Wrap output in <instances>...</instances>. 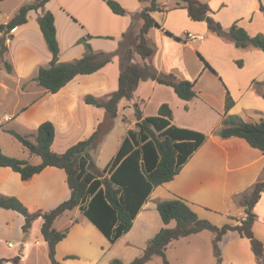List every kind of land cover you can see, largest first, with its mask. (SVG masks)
<instances>
[{"label":"crops","instance_id":"0c3cea01","mask_svg":"<svg viewBox=\"0 0 264 264\" xmlns=\"http://www.w3.org/2000/svg\"><path fill=\"white\" fill-rule=\"evenodd\" d=\"M32 1L0 0V23H7L24 4ZM116 1L129 12L127 15L113 12L107 0H49L43 9L29 11L28 20L16 26L6 40L8 49L0 65L2 74L5 71L0 78L3 93L0 97V124H10L9 129L19 132L13 126L17 125L25 129V133L29 131V135H34L41 123L51 121L55 126L52 150L58 153L93 134L104 120L106 110L87 103L85 97L106 98L118 89L120 56L116 51L121 44L123 49L134 46L143 22L138 13L151 3V0ZM199 1L210 6V17L226 29L237 22L251 35L264 34V12L259 0ZM261 1L264 5V0ZM158 2L166 10L151 13L159 23L148 32V43L154 53L146 60L135 53L133 61L146 62L159 72L195 81L197 96L184 100L172 86L153 79L140 81L134 99H123L119 104V116L115 121L120 118L125 128L113 156L128 129L135 127V102L140 103L144 116L156 115L159 107L167 103L173 111L175 125L203 132L207 138L174 179L154 188L132 228L116 242H110L78 207L60 215L54 226L58 230L69 228L67 236L56 246V257L63 264H100L102 260L111 262L114 258L131 262L142 254L149 240L162 227L176 224L175 220L168 225L163 222L157 209L161 200L182 197L200 218L217 225L231 222L232 217L242 218L245 206L241 198L258 179L264 178V153L260 149L251 146L244 138H224L217 133L226 112L228 91L234 100L230 114L239 115L247 122L264 119V51L255 47H238L234 41L217 35L208 27L209 18L193 20L177 0ZM47 10L55 17L60 61L81 58L86 48L79 40L87 35H91L88 42L94 51L114 54L104 67L94 73L78 74L56 93L48 92L35 80L39 68L49 66L52 59L39 24V16ZM5 62L12 65L11 72L6 69ZM206 62L214 70L207 67ZM124 116L128 122L123 120ZM96 151L99 147L91 152L94 159L93 152ZM0 193L15 195L31 207L44 210L58 206L71 196L66 171L53 166L46 167L28 182L10 167H0ZM254 211L257 216L253 230L264 243V193ZM0 217L6 227L16 221L20 231L14 251L0 249V259H5L2 263H9L15 257L19 258V264H35L42 256L49 258L48 244L41 234V218L25 235L22 214L0 208ZM208 231L172 241L166 249V256L170 248L177 249L178 245L189 246L192 250L193 241ZM205 236V247H213L214 234L211 232ZM219 246L223 264H264L253 252L250 240L237 231L224 234ZM111 251L112 255L109 254Z\"/></svg>","mask_w":264,"mask_h":264},{"label":"trees","instance_id":"16d2710c","mask_svg":"<svg viewBox=\"0 0 264 264\" xmlns=\"http://www.w3.org/2000/svg\"><path fill=\"white\" fill-rule=\"evenodd\" d=\"M49 0H33L24 4L15 16L7 23H0V54L7 51L6 40L11 31L28 20L31 10L43 9ZM260 8L264 12L261 0ZM178 5L185 7L189 16L196 21L209 18L208 27L217 35L232 40L241 48L255 47L264 51V34L251 35L237 22L226 29L219 21L210 17L211 8L199 0H177ZM113 12L127 15L129 12L116 0H107ZM166 10L158 0H151L138 16L142 25L135 36L133 47L123 49L121 44L116 54L120 56L119 87L106 98L87 95L85 101L106 110L104 120L97 126L87 139L71 145L64 152L52 150L55 139V126L51 121H44L33 135H22L14 129H4L14 135L30 153L39 156L41 162L34 164L28 160L5 154L0 149V167H10L18 172L24 182L41 173L46 167L53 166L66 171L67 182L71 190L69 199L58 206L44 210L34 208L15 195L0 193V208L14 210L24 216L22 230L25 235L30 233L34 222L41 218V234L48 244L50 264H63L56 257L57 244L67 236L69 228L58 230L55 220L68 210L78 207L84 215L110 240L116 242L133 226L134 220L148 200L155 187L171 181L180 172L192 154L203 144L207 134L179 127L173 123V111L167 103H163L156 115L144 116L140 103L135 102V127L127 131L120 148L107 165L100 169L91 152L99 147L104 135L112 128L114 120L119 116V104L123 99L133 100L135 91L142 80L153 79L159 83L172 86L176 94L184 100H192L197 96L195 81L178 78L173 73L159 72L148 63L140 64L133 61L135 53L146 60L154 53V48L148 43V32L159 23L152 16L153 11ZM39 24L48 49L52 53L49 66H41L35 77L37 83L48 92L56 93L78 74H90L98 71L112 60L113 53L94 51L88 39L91 35L82 37L85 54L68 62L60 61V45L57 38L54 14L47 10L39 16ZM9 35V36H8ZM242 65L241 61H238ZM206 66L213 67L206 62ZM8 72L12 65L5 62ZM264 97V92H263ZM234 100L228 91L226 97V112L217 133L224 137H240L260 149L264 153V119L259 122H247L239 115L230 114ZM128 122L126 116L123 117ZM264 193V178L258 179L251 190L241 198L245 206L242 218L232 217V221L217 225L210 220L200 218L189 203L182 197L161 200L157 209L163 222L172 227H162L148 242L140 256L126 263L120 258H114L111 264H146L154 257L161 256L169 264L166 256L168 245L182 237L204 230L214 234L213 250L217 264H223L219 242L228 231H237L250 240L252 250L261 263H264V243L254 233L253 224L256 220L254 211L256 203ZM18 257H16L17 259ZM5 259L1 258L0 263Z\"/></svg>","mask_w":264,"mask_h":264},{"label":"rangeland","instance_id":"374dc122","mask_svg":"<svg viewBox=\"0 0 264 264\" xmlns=\"http://www.w3.org/2000/svg\"><path fill=\"white\" fill-rule=\"evenodd\" d=\"M200 54V53H199ZM3 61V55L0 54V65ZM5 75V71H0V78ZM3 96V93L0 91V97ZM2 106H0V110ZM115 124H113L112 128L104 135L102 142L99 145V151L93 152L94 157L96 159V164L100 168H104L106 164L110 161L113 156V152L115 151L117 141L119 137L121 138L124 130V123L123 121L118 118L116 121L114 120ZM9 125L6 123L0 124V129H9ZM12 126V125H10ZM17 130L26 136H30L31 139H34L31 132L27 131L25 133V129L20 126L13 125ZM0 130V149L7 155L15 156L20 159L28 160L34 164H38L41 162V158L39 156H31L30 153L23 147L21 142L11 133L7 131ZM207 233V234H206ZM211 232H205V234H201L198 236V240L193 241L194 243L191 246L193 247L190 250L189 246L178 245L177 249L170 248L169 254L167 256V260L169 264H217L216 256L213 251V247L209 246V248L205 247V235H209ZM19 228L16 221L10 224L9 227H6L2 217H0V249L4 251H14L17 248V244L19 242ZM9 242H12V245L9 246ZM7 246V247H6ZM13 246V247H11ZM11 247V248H9ZM109 254H113L111 251ZM40 257V261L36 262L35 264H50L49 258ZM0 264H19V258L12 259L9 263H0ZM24 264H32V262H27ZM100 264H111L108 260H102ZM147 264H166L161 256L154 257L150 262Z\"/></svg>","mask_w":264,"mask_h":264},{"label":"built area","instance_id":"2783aa9c","mask_svg":"<svg viewBox=\"0 0 264 264\" xmlns=\"http://www.w3.org/2000/svg\"><path fill=\"white\" fill-rule=\"evenodd\" d=\"M9 245H12L11 243Z\"/></svg>","mask_w":264,"mask_h":264}]
</instances>
